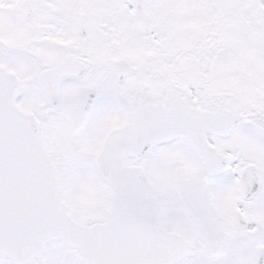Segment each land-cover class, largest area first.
I'll return each instance as SVG.
<instances>
[{
  "label": "snow or ice",
  "instance_id": "snow-or-ice-1",
  "mask_svg": "<svg viewBox=\"0 0 264 264\" xmlns=\"http://www.w3.org/2000/svg\"><path fill=\"white\" fill-rule=\"evenodd\" d=\"M0 264H264V0H0Z\"/></svg>",
  "mask_w": 264,
  "mask_h": 264
}]
</instances>
